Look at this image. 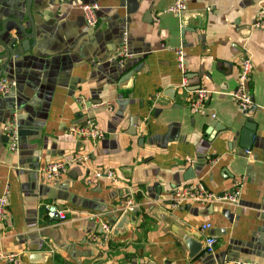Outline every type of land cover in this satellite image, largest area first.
Masks as SVG:
<instances>
[{"label":"crops","instance_id":"1","mask_svg":"<svg viewBox=\"0 0 264 264\" xmlns=\"http://www.w3.org/2000/svg\"><path fill=\"white\" fill-rule=\"evenodd\" d=\"M172 1L33 0L35 38H22L8 61L0 60V76L17 82L14 96L0 95V193L8 187L0 250L17 253V264H218L227 257L264 263V21L256 25L264 0H188L180 17L163 12ZM85 3L98 5L93 28L82 14ZM10 16L21 17L30 31L25 0H0V23ZM124 37L131 56L120 64L115 56ZM179 47L185 74L176 60ZM246 52L252 54L254 106L243 111L227 92ZM128 70L134 71L122 80ZM198 88L210 93L205 106L193 110ZM12 104L16 154L2 131ZM86 118L105 131L94 143L68 132ZM245 124L254 126L249 148L240 144ZM80 154L92 168H112L116 179L88 184L82 163L56 180L38 173L48 160ZM197 179L217 193L239 179V203L173 207L174 190ZM126 196L137 204L129 214L134 219L114 233L122 216L114 207ZM47 202L68 208V219L50 221ZM84 212L99 219H84ZM100 219L113 231L97 247L89 234L101 231ZM204 223L211 227L202 230ZM179 228L198 233L202 247L204 237L214 235L213 254L195 251Z\"/></svg>","mask_w":264,"mask_h":264},{"label":"built area","instance_id":"2","mask_svg":"<svg viewBox=\"0 0 264 264\" xmlns=\"http://www.w3.org/2000/svg\"><path fill=\"white\" fill-rule=\"evenodd\" d=\"M188 0H173L170 5H168L163 12H171L177 16H181L187 10ZM81 10L86 24L89 27H95L98 23V18L96 16V10L98 5L96 3H85L81 4ZM264 21V9L261 10L260 17L256 22V25L263 23ZM126 38L123 40V47L115 56L119 63L122 64L124 60L131 56L126 50ZM176 60L178 67L182 74H185V53L181 47L175 50ZM253 71V61L252 54L250 52L244 53L240 57L239 69L237 73L236 85L233 89L227 92L230 98L236 103V105L243 111H248L254 106V101L249 90V83L251 73ZM16 80L14 78H9L6 76H0V95H5L14 90L16 87ZM186 85L185 76L182 81V86ZM210 91L206 88H198L195 90V96L190 102V107L193 110L201 109L205 106V101L209 95ZM77 101L83 102L81 98H77ZM2 131L7 139L8 149L11 153L16 154L19 151V126H18V114L17 108L14 106V111L5 118ZM69 134L78 140L95 141L101 139L105 135V131L100 128L97 121L93 118H86L83 123L72 124L68 129ZM188 162L191 163V159L187 158ZM214 162V160H213ZM73 163H82L88 166L87 176L85 180L88 184H93L95 180L98 179H109L115 180L116 176L114 170L109 166L105 167H90L89 166V156L86 154H80L78 156L72 157L70 159L55 158L45 162L39 169L38 173L42 178L47 180H56L65 175L68 168ZM242 181L239 179L235 180L232 187L217 193L209 190L201 179H197L189 182L188 184L178 187L174 190L172 195V206L177 207L184 202H201V203H220L225 205H237L240 201ZM137 204L133 200L132 196H126L121 201H119L114 210L119 215L130 214L135 212ZM8 208V187H4L0 193V225H2ZM45 214L53 223H59L68 219V213L70 210L68 208H63L55 203L47 202L43 205ZM84 219H99L98 213L84 212L81 213ZM82 216H80L82 218ZM101 231L93 232L89 234V242L94 246L100 247L107 243L110 239L113 225L106 220L100 219ZM211 227L210 223H204L201 225L202 230H207ZM204 248L207 253L214 252V247L217 239L214 235L208 234L203 239ZM0 259L8 260L14 264L18 262V255L14 252H3L0 250ZM222 264H264L259 261L249 260V259H237L225 261Z\"/></svg>","mask_w":264,"mask_h":264},{"label":"water","instance_id":"3","mask_svg":"<svg viewBox=\"0 0 264 264\" xmlns=\"http://www.w3.org/2000/svg\"><path fill=\"white\" fill-rule=\"evenodd\" d=\"M37 9L33 5V0H25V13L28 20V27L30 31H27V23H23V19L18 16H10L7 18L2 19L0 23V46L3 47V53L0 54V60H4L5 62L8 61L9 57L14 54V46L20 44L22 38H27L33 40L35 38V23L37 21L36 17L32 14V11H36ZM184 14V13H183ZM8 21L13 22L14 24H8ZM15 28V35L11 34L12 28ZM93 28V27H92ZM17 55V53H15ZM134 70H128L127 73L123 76L122 80L127 79ZM4 76V75H3ZM2 97H12L14 96V90L9 92L8 94L1 95ZM14 106L12 104L11 112L14 111ZM17 108V107H16ZM134 124V121H133ZM19 126V125H18ZM215 126V125H214ZM254 136V126L252 124H245L244 128L240 131V144L243 148H249L250 141ZM142 141V139H139ZM191 172H194L191 168ZM227 211V210H225ZM228 212V211H227ZM226 213V212H225ZM229 218L231 219V213L228 214ZM130 219H134L133 216H130L128 213L124 214L118 220L116 226L114 227V233H118L121 226L127 223ZM186 244H190L193 246L194 250H202V243L199 242L197 236L199 237L198 233L196 232H188L184 229L176 230ZM196 238V239H195ZM235 260L233 258H223L222 260H218V264H222L225 261Z\"/></svg>","mask_w":264,"mask_h":264}]
</instances>
